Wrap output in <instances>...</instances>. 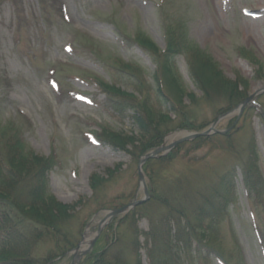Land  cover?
Returning a JSON list of instances; mask_svg holds the SVG:
<instances>
[{
    "label": "rangeland",
    "instance_id": "rangeland-1",
    "mask_svg": "<svg viewBox=\"0 0 264 264\" xmlns=\"http://www.w3.org/2000/svg\"><path fill=\"white\" fill-rule=\"evenodd\" d=\"M59 4L47 10V23L39 0H0V140L20 137L31 153L55 159L49 191L58 203L77 207V216L69 224L78 240L76 248L88 232L91 242L96 238L101 222L115 211L106 207H125L145 198L139 163L165 148L152 160L165 158L167 167L157 161L146 170V163L142 166L148 195L151 188L161 194L164 185L173 187L178 181L193 189L207 187L236 170L235 195L220 233L212 242L205 240L225 264H264V186L249 189L242 174L255 152L264 182V0H59ZM14 6L22 11L20 30ZM175 20L183 26L191 47L216 63L228 80H247L248 97L256 96L246 113V108L237 111L242 102L216 126V130L232 132V140L216 138L197 150L189 146L177 150L178 144L169 147L189 134L210 129L224 101L216 106L205 101L190 105L188 98H182L181 106L188 107L194 122L208 125L202 131L180 129L179 113L163 108L160 112L170 120L166 123L170 131L164 132L156 150L137 161L131 144L124 152L106 141L104 132L133 136L135 144L142 135L131 113L116 110L119 98L112 101L115 98L105 94L101 84H115L131 94L134 81L129 74L133 72L153 87L158 55L167 49L169 27L176 25ZM179 32L176 29V35ZM137 34H143L157 51L127 41ZM189 56L185 53L176 58L175 76L187 94L200 98L202 92L190 76ZM121 60L133 70L125 69ZM167 92L176 96L171 88ZM158 118L156 114L154 120ZM93 175L103 179L96 193L91 190ZM158 196L160 202L164 195ZM132 210L108 219L103 230ZM150 215L162 218L156 200L150 205ZM19 227L23 234L28 233L26 223ZM138 228L147 232L150 225L142 219ZM140 240L144 244V238ZM98 246L103 248L104 243ZM53 249L50 243H41L34 254L43 257ZM73 251L63 264H72ZM141 254L142 264H148L145 250ZM127 256L136 264L133 254ZM213 264L220 261L216 258Z\"/></svg>",
    "mask_w": 264,
    "mask_h": 264
},
{
    "label": "trees",
    "instance_id": "trees-1",
    "mask_svg": "<svg viewBox=\"0 0 264 264\" xmlns=\"http://www.w3.org/2000/svg\"><path fill=\"white\" fill-rule=\"evenodd\" d=\"M39 2L48 23L47 10L59 6V0ZM14 11L20 30V22H24L22 11L17 6H14ZM174 23L176 25L173 28L169 27L171 31L168 33L167 49L162 55H158L159 71L153 76V87L135 77L131 72V65L122 60V66L132 73L129 75L134 81L133 93H125L121 91V86L112 83L101 84L103 91L110 98H119L116 110L124 115L131 113L130 118L142 135L141 142L135 144L136 139L133 136L104 132L106 141L116 150L124 152L129 151L126 145L131 144L134 151L132 155L137 161L148 152L156 150L163 141L166 134L164 132L170 131L169 124H166L170 120L160 112L163 108L179 113L180 129L202 131L208 125L194 122L188 113V107L181 106L182 98H188L190 105L205 101L210 106H216L220 101H224L225 106L216 110L218 118L236 109L248 97L247 80H228L216 63L191 47L179 20ZM176 29L180 31L179 35H176ZM131 39L127 37V41H134L136 45L150 49L152 53L157 51L143 34H137ZM185 53L191 55L188 57V67L195 86L202 92L200 98L187 94L175 76V60ZM124 73L128 74L127 70ZM167 87L174 90L176 96L170 95ZM111 100L117 101L116 98ZM249 109L246 108L244 112ZM156 114L159 116L158 121L154 120ZM232 135L230 132L226 135L200 137L178 144L176 149L189 146L197 150L213 143L216 138L232 140ZM24 144L20 137H2L0 140V264H63L69 252L75 250L78 244L72 228L69 227L70 221L77 216V207L62 205L50 194L49 174L56 167L55 159L33 154ZM229 145L231 146V143ZM252 155L254 156L244 165L242 174L246 187L259 189L264 186V182L256 164L255 152ZM166 160L149 159L144 165V170L149 163L156 161L166 166ZM237 176L236 170H233L219 182L196 189L178 181V188L164 185L163 193L157 195L151 188L149 200L135 207L127 216L114 219L107 225L93 249L81 258L79 264H132L128 253L135 256L136 264H142V250H145L148 264H213L216 258L220 264H225L223 257L212 250L205 239L212 242L220 233L219 228L225 218L227 206L235 195L234 182ZM90 181L91 190L96 193L103 179L93 175ZM158 195H164L160 202ZM153 200L157 201L161 210V219H153L150 215ZM121 207L123 206L113 205L106 208L116 210ZM142 219H146L150 225L147 232L138 228V222ZM24 223L29 231L23 234L19 226ZM85 226L86 222L82 228ZM141 237L144 238V244L140 240ZM99 242L104 243L103 248L98 246ZM41 243H50L54 249L43 257L36 256L35 249Z\"/></svg>",
    "mask_w": 264,
    "mask_h": 264
},
{
    "label": "water",
    "instance_id": "water-1",
    "mask_svg": "<svg viewBox=\"0 0 264 264\" xmlns=\"http://www.w3.org/2000/svg\"><path fill=\"white\" fill-rule=\"evenodd\" d=\"M264 92V90L262 91ZM256 96V94H253L251 96H249L237 109V111H239L240 113L250 104H252V101L254 99V97ZM236 111V110H235ZM235 111H232V112H229L227 114H224L222 116H220L218 118V120L210 127V129H208L207 131L205 132H202V133H195V134H189L187 137L179 140L178 142H176L175 144H173L172 146L169 147V149H172L173 147H175L177 144H181V143H185V142H189V141H192V140H195L197 138H200V137H207V136H210V135H213V134H226L229 130L227 131H219V130H216V126L218 125V123L228 117L229 115H231L233 112ZM165 150V148H161V149H158L154 152H152L151 154L147 155L146 157H144L140 163H139V178H140V181L141 183L144 185V188H145V198L143 200H140V201H136V202H133L121 209H118V210H115V211H111L108 216L101 222L100 224V229L98 230L97 232V235H96V238L90 242L88 248L81 254H74V252L79 248L74 250L73 251V262L72 264H79V261L80 259L86 254L88 253L90 250H92V248L94 247L97 239L99 238V236L101 235L102 233V230H103V227L107 224V220L109 219V221H111L114 217L116 216H119L131 209H134L135 207H137L138 205H141L143 203H145L146 201H148L149 199V195H148V192L146 190V186L144 184V176H143V173H142V166L146 163L147 160L149 159H154V158H158L160 157L161 153Z\"/></svg>",
    "mask_w": 264,
    "mask_h": 264
},
{
    "label": "bare ground",
    "instance_id": "bare-ground-1",
    "mask_svg": "<svg viewBox=\"0 0 264 264\" xmlns=\"http://www.w3.org/2000/svg\"><path fill=\"white\" fill-rule=\"evenodd\" d=\"M91 240H92V234L88 232L85 235L83 242L80 244L79 248L74 252V254L78 255L83 253L88 248Z\"/></svg>",
    "mask_w": 264,
    "mask_h": 264
}]
</instances>
